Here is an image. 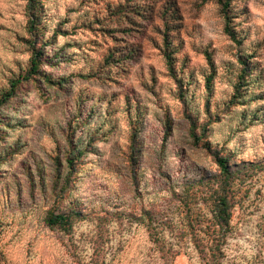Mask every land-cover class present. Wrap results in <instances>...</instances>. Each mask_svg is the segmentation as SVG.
Returning a JSON list of instances; mask_svg holds the SVG:
<instances>
[{"label": "rangeland", "instance_id": "rangeland-1", "mask_svg": "<svg viewBox=\"0 0 264 264\" xmlns=\"http://www.w3.org/2000/svg\"><path fill=\"white\" fill-rule=\"evenodd\" d=\"M16 80L0 264H264V0H0V100Z\"/></svg>", "mask_w": 264, "mask_h": 264}, {"label": "trees", "instance_id": "trees-1", "mask_svg": "<svg viewBox=\"0 0 264 264\" xmlns=\"http://www.w3.org/2000/svg\"><path fill=\"white\" fill-rule=\"evenodd\" d=\"M31 3L33 0H29ZM228 9V4H223V10L226 14V18H227V28H226V32L228 33V35L233 38L234 40H236L235 34L234 32L231 31L230 27H229V22H228V15L226 13V10ZM31 25H32V21ZM32 29V27H31ZM39 62L40 60L35 57L32 60V67L30 70V74L31 75H35L38 74L39 72ZM28 75L27 77H31V75ZM20 80H16L13 81L11 83V90L9 93H7L6 95H4L1 100H0V106L6 104L7 102H9L16 90L18 85L20 84ZM192 136L195 140V142H199L200 138L197 136V134L195 133V130L192 129ZM218 166L220 168V179L222 181V185L219 186V189H217L214 192V201H213V216L214 219L212 221V226H220L221 230H224V233L222 235V237L220 239H218V244H222L225 243L226 241V233L229 230L230 227V222H231V218H232V211H233V207H234V192L232 190V180H233V174L231 172V169L228 165V160L224 159V158H220L217 160ZM69 164L71 165L70 168H72V162L70 161ZM70 222V219L68 216L64 215V214H56L53 212H50L47 216V224L50 227H61V226H66L68 225ZM214 253H211L208 257L207 260L212 262L214 260L213 257ZM217 258H218V253H215Z\"/></svg>", "mask_w": 264, "mask_h": 264}]
</instances>
